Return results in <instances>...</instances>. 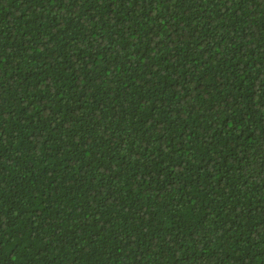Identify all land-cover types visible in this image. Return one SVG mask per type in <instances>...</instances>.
<instances>
[{"label": "trees", "instance_id": "1", "mask_svg": "<svg viewBox=\"0 0 264 264\" xmlns=\"http://www.w3.org/2000/svg\"><path fill=\"white\" fill-rule=\"evenodd\" d=\"M0 264H264V0H0Z\"/></svg>", "mask_w": 264, "mask_h": 264}]
</instances>
